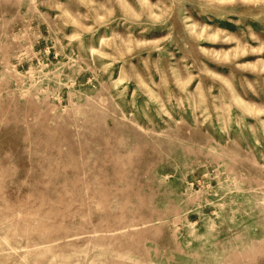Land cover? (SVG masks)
I'll return each mask as SVG.
<instances>
[{"label": "rangeland", "instance_id": "374dc122", "mask_svg": "<svg viewBox=\"0 0 264 264\" xmlns=\"http://www.w3.org/2000/svg\"><path fill=\"white\" fill-rule=\"evenodd\" d=\"M0 264H264V0H0Z\"/></svg>", "mask_w": 264, "mask_h": 264}]
</instances>
